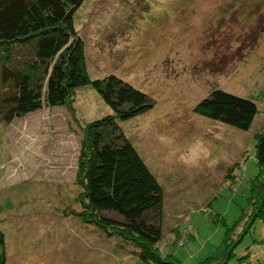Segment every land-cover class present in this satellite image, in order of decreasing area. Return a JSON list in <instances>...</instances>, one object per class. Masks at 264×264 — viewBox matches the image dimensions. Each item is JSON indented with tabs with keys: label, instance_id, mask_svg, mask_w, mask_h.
I'll use <instances>...</instances> for the list:
<instances>
[{
	"label": "rangeland",
	"instance_id": "obj_1",
	"mask_svg": "<svg viewBox=\"0 0 264 264\" xmlns=\"http://www.w3.org/2000/svg\"><path fill=\"white\" fill-rule=\"evenodd\" d=\"M74 21L91 79L114 74L154 102L119 123L163 189L162 238L150 247L201 264L241 219L231 264H264V220L249 223L262 194L250 203L253 185L264 183V0H85ZM214 90L256 102L249 131L195 113ZM111 114L89 86L69 106L0 124L6 264H155L140 259L133 236L92 221L78 182L88 125Z\"/></svg>",
	"mask_w": 264,
	"mask_h": 264
},
{
	"label": "trees",
	"instance_id": "obj_2",
	"mask_svg": "<svg viewBox=\"0 0 264 264\" xmlns=\"http://www.w3.org/2000/svg\"><path fill=\"white\" fill-rule=\"evenodd\" d=\"M84 1L0 0V124H11L45 108L69 106L78 90L93 87L114 114L88 125L80 157L78 182L84 186L88 207L99 216L92 221L102 229L115 228L120 235L133 236L144 248L139 254L145 262L180 264L172 256L164 260L150 247L162 238L163 189L119 127L120 122L152 110L154 102L114 74L91 79L84 43L74 25ZM194 111L241 131H249L259 113L255 101L224 90H214ZM257 159L264 169V133L257 144ZM263 185L259 180L253 185L250 203L262 194L251 224L264 220ZM105 211L122 218H109L102 214ZM240 220L227 230L220 254L201 264L218 260L231 264L243 239L242 234L233 243ZM6 249L0 230V264L7 263ZM243 259L238 258L237 264Z\"/></svg>",
	"mask_w": 264,
	"mask_h": 264
}]
</instances>
